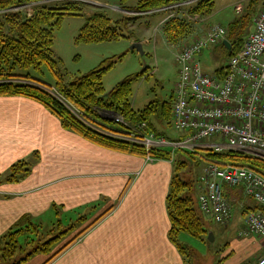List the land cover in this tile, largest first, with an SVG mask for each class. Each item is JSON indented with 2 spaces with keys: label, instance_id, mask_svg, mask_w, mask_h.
<instances>
[{
  "label": "crops",
  "instance_id": "crops-1",
  "mask_svg": "<svg viewBox=\"0 0 264 264\" xmlns=\"http://www.w3.org/2000/svg\"><path fill=\"white\" fill-rule=\"evenodd\" d=\"M250 2L231 0L229 6L233 7L235 16L228 24L247 9ZM259 3L264 7V0H256L255 14ZM237 4L242 7L239 12L235 10ZM136 12L132 10V15L143 14ZM167 14V10L154 11L130 28L149 29L151 18L160 15L161 29L160 24ZM211 15L202 17L188 40L201 32L199 28L205 30L206 24L207 27L214 24L209 23ZM128 40L140 42L142 46L148 43L144 32ZM32 153L38 156V161L31 170L18 181H6L10 166ZM173 172L170 160L150 161L134 153L108 149L62 128L59 119L33 99L0 96V236L7 230L24 226L26 219L30 223L34 217L39 222L45 216L51 218L52 212L59 214L56 207L62 208L66 215L75 212L76 220L84 216L83 222H86L76 221L74 229L49 255L38 253L33 260L30 261V256L20 264H187L184 254L168 235L170 222L165 197ZM200 187L199 184L198 193ZM223 190L232 207V218L224 225L209 221L214 234L211 243L224 233L225 237H230L232 230L237 231V237H243L239 235L244 228L242 210L254 203L241 186L223 187ZM54 204L57 206L52 210ZM93 221L89 229L72 239ZM229 242L230 252H238L235 263L253 252L257 253V264L264 253V236L250 235L241 240L231 237Z\"/></svg>",
  "mask_w": 264,
  "mask_h": 264
},
{
  "label": "trees",
  "instance_id": "trees-1",
  "mask_svg": "<svg viewBox=\"0 0 264 264\" xmlns=\"http://www.w3.org/2000/svg\"><path fill=\"white\" fill-rule=\"evenodd\" d=\"M181 1L183 0H135L131 10L160 11L161 8ZM255 1L251 0L248 8L226 26V39L230 42L231 48L228 50L222 43H219V48L227 58L233 55L244 41V29L252 23L255 14L253 9ZM83 2V0H0V96L18 95L37 101L59 119L62 128L71 130L96 145L134 153L153 160H170L174 172L165 197L170 222L168 235L179 252L185 256L188 246L182 243L180 236L188 234L208 241L207 232L211 230L210 220L204 216L198 204L200 167L208 163H215L219 167H245L264 177V158L234 149L221 151L212 148H198L194 151L185 149L172 151L157 147L146 149L140 143L119 137L117 134L127 137L132 134L139 135L134 129H137L142 122L146 123V131L161 135L151 117L155 116L157 121L170 125L173 94L169 100L161 104L151 101L143 109L135 110L131 104L132 83L142 77L147 67H144L140 73L125 77L106 92L102 78L114 63L113 60L106 62L107 59L85 73L72 75L69 79L65 78V75L59 71L58 62L52 54L54 30L60 26L65 15L81 14ZM26 5H33L30 15L22 10ZM185 9L180 13V9L176 7L175 12L179 13L169 16L161 23V31L166 43L178 49L192 41L188 39L194 33V26L187 15L200 17L210 15L214 9V0H196ZM143 16L148 15H122L112 20L104 12H92L87 15L85 23L75 37V42L91 44L128 39L129 37L122 33V29L129 30L128 33L133 35L130 25ZM225 66L213 72L221 73ZM42 67H46L54 76L53 86L32 77L29 73H23L31 68L40 71ZM100 110L115 113L123 121L104 119L98 114ZM183 136L184 134L180 133L176 139H181ZM190 160L194 161V165L198 168L197 172L190 169ZM28 172L26 162L17 161L10 166L6 181H18ZM223 187L231 188L226 185ZM253 202L252 207L248 206L242 210L244 215L250 211H263L260 204L254 200ZM78 218L77 222L85 220L84 216ZM95 221L82 227L72 239L83 234ZM27 225L32 227L31 223H26L24 226L11 229L7 235H2V238L7 237L8 242L4 243L7 244L6 247H0L3 251L0 253V262L4 261L6 256H12L16 249H22L19 247V237L33 231ZM74 225L75 223H71L60 227V220H57L54 228L59 231L56 234L40 246H36L26 256L20 257L18 261L6 264H20L33 252H48L50 246L62 240L69 230L74 229ZM72 239L63 243L55 254Z\"/></svg>",
  "mask_w": 264,
  "mask_h": 264
},
{
  "label": "built area",
  "instance_id": "built-area-1",
  "mask_svg": "<svg viewBox=\"0 0 264 264\" xmlns=\"http://www.w3.org/2000/svg\"><path fill=\"white\" fill-rule=\"evenodd\" d=\"M241 9L240 4L235 6L237 12ZM171 14L169 12V16H174ZM187 17L196 22L202 20L198 15ZM226 35V26L213 24L201 36L176 48L179 78L173 91L170 123L176 131L184 134L183 138L170 140L146 131L145 122L134 129L139 135H117L140 143L146 149H234L254 151L264 158V7L255 15L251 32L228 58L224 70L221 73L205 72L199 56L207 47L221 43ZM114 117L117 122L123 121L120 116ZM212 138L219 140L211 141ZM199 184L201 211L206 218L221 225L232 218V207L224 196L223 185L241 186L248 197L263 207V211L246 213L244 228L239 235L264 236V177L245 167H219L208 163L199 176ZM257 264H264V253Z\"/></svg>",
  "mask_w": 264,
  "mask_h": 264
},
{
  "label": "rangeland",
  "instance_id": "rangeland-1",
  "mask_svg": "<svg viewBox=\"0 0 264 264\" xmlns=\"http://www.w3.org/2000/svg\"><path fill=\"white\" fill-rule=\"evenodd\" d=\"M194 1L196 0H183L179 2L177 6H179L180 13L183 12L182 9L184 7H187ZM230 1L231 0H215V6L211 18L209 19V23H219L223 26H227L229 20L235 16L233 7L229 6ZM83 3L81 14L65 15L60 26L54 30L52 54L54 59L58 62L59 71L65 75V78L69 79L72 75L85 73L98 66L103 60L107 59L106 62L113 60L114 63L109 69H107L102 78L103 86L106 92H109L115 84L125 77L140 73L144 67H147L146 72H144L142 77H139L132 83V107L135 110H140L151 101L161 104L163 101L169 100L179 78V68L175 62L176 48L167 44L162 37L161 29L158 25V21L161 18L160 15H154L151 18L149 29H144V27L135 28V30H133L134 36L128 33L129 30L122 29V33L128 36V39L130 40H132V37H140L141 33L144 32V35L147 36L148 43L142 46V52L137 49H130L132 42L130 43L128 39L91 44L76 43L75 37L78 35L81 26L85 23L88 14L95 11H101L107 14L112 20H115L122 15L132 16L131 8L134 6L135 0H84ZM174 5L169 7H173ZM32 6L33 5H26L22 10L30 15L32 12ZM259 7L260 3L256 5V9ZM261 8L263 7H260L258 11ZM165 10L169 11L170 9L161 8L160 11ZM174 11L175 9H173L172 12H169L174 16L179 13ZM255 15L256 14H254V17ZM168 16L169 15L167 14L163 21L167 19ZM253 19L252 23L244 29V39L253 28ZM191 21L193 26L200 22L194 20ZM207 26L208 24L205 25V29L208 28ZM199 30L201 32H199L196 37L201 36L204 31L200 28ZM199 61L201 67L206 72L210 73L221 66L227 65L228 58L220 50L218 44L204 49L199 56ZM23 73H29L32 77L40 79L42 82L50 86H53L55 83L54 76L51 75L46 67H42L40 71L31 68L27 71H23ZM98 114L104 119L115 121V113L100 110ZM113 114L115 115L112 116ZM151 120L155 122L157 131L164 133L163 136L168 139H176L180 134V132L176 131L171 125H166L163 122L157 121L155 116H152ZM218 140V138L211 139V141ZM178 153L180 152L178 151ZM22 159V161L26 162V167L31 170L34 164L38 161V156L32 153ZM190 161V169L197 172L198 168L194 165V161ZM204 166L205 164L200 167V173H202ZM55 206L57 205H52V210ZM55 209L58 210L59 214H54V212H52L51 218L48 215L41 220L39 219V222H37L34 217L33 219H30L32 227H30V225L27 226L33 231L19 237V247H22V249H16L12 256H6L4 260L5 263L18 261L20 257L26 256L27 253L32 251L36 246H40L43 242L56 234L59 231L54 228L57 224V220H60V227L67 223H75L77 221L75 212H68L69 214L66 215L63 213L62 208L56 207ZM24 222L27 223L28 220H24ZM81 223L85 224L86 222ZM10 230H7L4 235H7ZM70 232L71 230L66 234ZM230 233V237H225L226 235L224 233L220 239H216L212 243L210 241L197 239L188 234L182 235V243L188 246L186 247L187 256L185 255L187 264H236L237 262L235 263V260L237 259L238 252L236 250H234L233 253L230 252L229 238L235 237L237 240H241V238L244 237H237L236 230H232ZM61 241L62 240L50 246L48 252H33V254L30 255L32 256L30 261L38 256V253L49 255L58 247V245L61 244ZM7 242V237L2 238V236H0L1 248L6 247L7 244L4 245V243ZM2 252L3 251L0 250V253ZM256 256L257 253L252 252L246 258L239 260L237 264H255Z\"/></svg>",
  "mask_w": 264,
  "mask_h": 264
},
{
  "label": "water",
  "instance_id": "water-1",
  "mask_svg": "<svg viewBox=\"0 0 264 264\" xmlns=\"http://www.w3.org/2000/svg\"><path fill=\"white\" fill-rule=\"evenodd\" d=\"M222 44L229 50L231 48L230 42L227 39H224L222 41ZM130 49H137L140 52H142V44L140 42H133L130 46ZM254 155H258V153L254 152V151H245ZM214 238V234L211 230H209L207 232V240L208 241H213Z\"/></svg>",
  "mask_w": 264,
  "mask_h": 264
}]
</instances>
